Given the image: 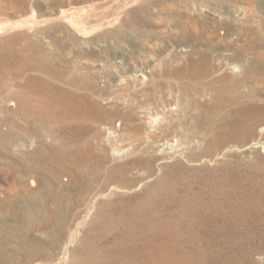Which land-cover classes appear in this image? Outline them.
I'll return each mask as SVG.
<instances>
[{
	"label": "rangeland",
	"instance_id": "rangeland-1",
	"mask_svg": "<svg viewBox=\"0 0 264 264\" xmlns=\"http://www.w3.org/2000/svg\"><path fill=\"white\" fill-rule=\"evenodd\" d=\"M263 145L264 0H0V258L264 264Z\"/></svg>",
	"mask_w": 264,
	"mask_h": 264
},
{
	"label": "bare ground",
	"instance_id": "bare-ground-1",
	"mask_svg": "<svg viewBox=\"0 0 264 264\" xmlns=\"http://www.w3.org/2000/svg\"><path fill=\"white\" fill-rule=\"evenodd\" d=\"M237 65L236 64H234L232 67H235L234 68V70H236V69H238L237 67H236ZM143 78H145V75L144 74H142L141 75ZM158 116V115H157ZM198 121V120H197ZM199 121H200V123L201 124H206L207 123V121H206V119H205V117H204V115L203 114H201L200 115V119H199ZM149 124H150V126H149V128H150V130H146V136H148V137H150V135H153V136H156L157 135V133L158 134H162V136H165V134H166V131L167 130H169V129H171V128H174V125H173V123L171 122V121H168V122H165L160 116L159 117H154V118H151L150 120H149ZM205 126V125H204ZM135 125L133 124L132 125V128H134L135 129ZM186 133V132H185ZM115 137H116V133H114V131L113 130H109L108 131V139H115ZM197 141V144L199 143V141L198 140H196ZM166 144H167V146H169V149H170V151H172V152H184L186 149H187V147L189 146V145H191V144H193V145H195L196 143H191V142H183L179 137H177V138H175V140L174 141H172V142H169L168 140L166 141ZM263 147H264V145H263ZM114 150V149H113ZM116 152H118L119 153V149L118 150H115ZM114 151V152H115ZM82 185L85 187V188H89L92 184L91 183H89V181L86 183V181L85 182H83L82 183ZM15 251V250H14ZM17 252V251H16ZM24 252V251H23ZM11 253V252H10ZM14 253V252H13ZM19 253V252H18ZM20 253H21V251H20ZM45 253V252H44ZM24 254H25V257H23L24 258V260H28L29 262L30 261H32V259H34L35 258V256L34 255H36V254H42V251H41V249H33V250H26L25 249V252H24ZM16 255V254H15ZM18 255V254H17ZM0 264H11L9 261H6V260H4V258H0Z\"/></svg>",
	"mask_w": 264,
	"mask_h": 264
}]
</instances>
